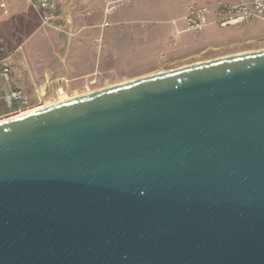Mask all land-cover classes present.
<instances>
[{
  "label": "water",
  "instance_id": "95a60500",
  "mask_svg": "<svg viewBox=\"0 0 264 264\" xmlns=\"http://www.w3.org/2000/svg\"><path fill=\"white\" fill-rule=\"evenodd\" d=\"M0 264H264V48L0 119Z\"/></svg>",
  "mask_w": 264,
  "mask_h": 264
},
{
  "label": "rangeland",
  "instance_id": "374dc122",
  "mask_svg": "<svg viewBox=\"0 0 264 264\" xmlns=\"http://www.w3.org/2000/svg\"><path fill=\"white\" fill-rule=\"evenodd\" d=\"M218 1L231 0H67L66 17L73 31L85 27L74 38L80 40L76 60L77 79L64 80L59 77L62 66L50 65L64 62L66 53L62 44L66 39L54 30L47 36L36 38L34 43L60 47L58 56L50 55L51 49L39 48L24 56L27 43L19 36L10 47L0 44V59L10 57L12 69L20 70V76L12 75L9 86L23 89L26 83L44 87L43 105H48L82 93L118 84L143 75L164 71L186 64L264 48V19L244 21L230 27H210L206 31L217 33L228 29L242 28L251 23L261 25L257 35H232L222 45L216 43L214 35L202 30H186L177 20L191 5H212ZM176 21V22H175ZM177 24V25H175ZM228 28V29H223ZM39 32H44L39 24ZM48 30V29H47ZM214 31V32H213ZM38 36V35H36ZM43 36V35H41ZM100 40V44L97 42ZM13 46V47H12ZM26 52V51H25ZM40 54V55H39ZM56 59V60H55ZM59 59H62L59 61ZM48 60V61H47ZM59 67V68H56ZM35 72L32 75V71ZM31 71V72H30ZM44 72L52 79L45 81ZM11 81V80H10ZM6 84L0 79V89ZM25 89V88H24ZM23 89V90H24ZM1 93H3L1 91ZM0 99V119L6 118L10 109ZM42 105V106H43Z\"/></svg>",
  "mask_w": 264,
  "mask_h": 264
},
{
  "label": "built area",
  "instance_id": "2783aa9c",
  "mask_svg": "<svg viewBox=\"0 0 264 264\" xmlns=\"http://www.w3.org/2000/svg\"><path fill=\"white\" fill-rule=\"evenodd\" d=\"M26 1L38 15L42 27L67 32L63 0ZM8 13L9 8L5 0H0V15L5 16ZM253 19H264V0H236L232 3L218 1L212 5H191L183 16L186 30H202L211 24L230 27ZM97 42L100 44V40ZM13 74L20 76L21 71L12 69L8 57L0 59V77L10 82ZM0 99H3L10 109L5 115L7 117L25 114L43 105V97L38 89H35L33 100L21 88H13L5 94H0Z\"/></svg>",
  "mask_w": 264,
  "mask_h": 264
},
{
  "label": "crops",
  "instance_id": "0c3cea01",
  "mask_svg": "<svg viewBox=\"0 0 264 264\" xmlns=\"http://www.w3.org/2000/svg\"><path fill=\"white\" fill-rule=\"evenodd\" d=\"M233 2H235L236 0H231ZM6 4L8 5L9 8V13L5 16H1L0 15V38L4 41L5 45H7L8 47H10V43H13L14 40H16L19 36H21V38L27 43L24 46V56H26L27 53H31L30 50H35L34 53H31L30 57H34L35 53L37 54L38 52V47L43 49H51V53L50 55H54V56H58V54L60 53L59 49L60 47H55L54 45H52L51 43H42L41 47L38 46V44L34 43V37H35V41L36 38L41 39V37L44 38V36H47L51 33L50 30H54L55 32H57L58 34L62 35V37H64L66 40L63 42L62 44H66L62 49L66 50V53L64 55V62H62L60 64V62L57 63H53L52 62V58L49 59V63L48 65H46L47 67H49L50 65H59L62 66V69L64 73L60 74L59 77L61 79L64 80H71V79H77V78H81L83 76L82 73H78L76 74V69H77V64H76V60L79 57V53H78V49L80 46V40L78 38H74L75 35L77 33H80L83 29H85V27H80L76 31H73V28L71 25H69V20L66 17V29L67 32H59L57 30H55L54 28L51 27H42L45 28V31L39 32L40 30L38 29L40 21H39V17L36 14V12L33 10V8L27 3L26 0H5ZM63 8L66 14V7H67V0H63ZM184 16V15H183ZM183 16H181L177 21L181 22L182 25H184V21H183ZM176 22V21H175ZM177 25V24H175ZM210 27H216V25H212L209 26L207 28H205V32L206 33H210L212 35H214V38L217 44L222 45L223 42H228L229 38L232 35H257L261 32V25L257 24V23H251L249 25L243 26L242 28H234V29H228V28H223V29H228L225 31H221L217 33H211L209 30L206 31L208 28ZM220 28V27H218ZM48 29V30H47ZM221 29V28H220ZM214 32V31H213ZM38 35V36H36ZM43 35V36H41ZM33 38V39H32ZM3 41L0 40V44L3 43ZM13 47V46H12ZM37 51V52H36ZM40 55V54H39ZM11 57V55H10ZM9 61L12 63V60ZM6 58V57H4ZM56 60V59H55ZM62 59H59V61H61ZM48 61V60H47ZM59 68V67H56ZM32 71V72H31ZM30 72L32 73V75H34L33 73L35 72L34 70H31ZM47 72H44V80H50L52 79L51 76H49L48 74H46ZM0 79L6 84V87L3 88V90L0 89V94H5L7 92H9L11 89H13L14 87H10L9 84L10 82L12 83L13 81L11 80L10 82H6L4 81L1 77ZM24 88V93L30 98V99H34L35 98V89H38L40 92V95L43 97V99H45V91H44V87L42 88L41 86L38 87H34L33 88H29L28 83L25 84V86H23ZM1 91L3 93H1ZM7 105V104H5Z\"/></svg>",
  "mask_w": 264,
  "mask_h": 264
},
{
  "label": "bare ground",
  "instance_id": "6f19581e",
  "mask_svg": "<svg viewBox=\"0 0 264 264\" xmlns=\"http://www.w3.org/2000/svg\"><path fill=\"white\" fill-rule=\"evenodd\" d=\"M63 100H65V99H63ZM39 108H41V107H39ZM36 109H38V108H36ZM33 110H35V109H33ZM32 111V110H31ZM27 112H30V111H27Z\"/></svg>",
  "mask_w": 264,
  "mask_h": 264
}]
</instances>
